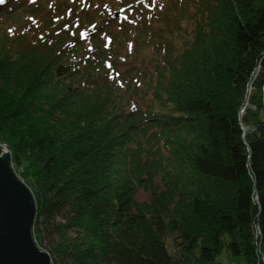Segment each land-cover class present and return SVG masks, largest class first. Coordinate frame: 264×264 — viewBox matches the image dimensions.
<instances>
[{
    "label": "trees",
    "instance_id": "trees-1",
    "mask_svg": "<svg viewBox=\"0 0 264 264\" xmlns=\"http://www.w3.org/2000/svg\"><path fill=\"white\" fill-rule=\"evenodd\" d=\"M60 1L2 25L0 0V139L51 264H264V0H119L138 17L104 49L102 0ZM129 45L151 46L141 87L112 75Z\"/></svg>",
    "mask_w": 264,
    "mask_h": 264
},
{
    "label": "rangeland",
    "instance_id": "rangeland-1",
    "mask_svg": "<svg viewBox=\"0 0 264 264\" xmlns=\"http://www.w3.org/2000/svg\"><path fill=\"white\" fill-rule=\"evenodd\" d=\"M10 1L12 3V6H15L18 8L15 14L16 19L11 20L9 18L7 23L2 22L1 20L0 22H2V25L3 24L7 25L10 21H12L11 22L12 24H14V21H17L18 24L27 25L29 24L27 20L28 18H30L29 17L30 15H33L35 6H37L39 10H43L44 12H46V10L51 9L53 5H55L56 3L55 0H10ZM65 1L67 2L68 6L72 7L75 11L81 10V7H84L85 10L88 12L94 11L92 10L93 8L92 9L88 8V3L90 0H65ZM118 1L119 0H114V2H112L111 4H109L107 0H102L100 1L99 4H95V0L92 1L96 6L97 5L101 6V8L100 7L98 8V10H100V12L104 14V17L98 20L96 31L90 28L89 31L85 32L88 38L87 42L89 43L90 46H94L90 40L91 32H95L94 35H96L99 40L102 39V41H104L101 45V47L104 49V48H107L111 44V41L109 39L114 37L117 33H119L126 26V23H128V21L137 19L138 17L137 7L135 9L125 7L124 10L122 8H119L117 10L116 3ZM58 4L60 3L58 2ZM105 13L107 15H105ZM103 14L101 15L103 16ZM113 14H117V15L114 16L113 18L107 17L108 15L112 16ZM12 24H9V25H12ZM78 35L80 36L81 33ZM7 36H8L7 39L10 41L11 34H7ZM175 45L178 47L181 46V41L180 40L175 41ZM150 47L151 46L146 47V46H134V45L130 46L129 45L127 46V48L121 49V52L119 53L118 65L115 68V70H112L113 71L112 75L116 77L119 76L118 78L119 82H122L123 80L125 82L129 81V83L135 82L137 86L140 84L139 87H141L142 83L140 82L142 81L143 79L142 77L144 76L145 72L151 71V65H150L151 48ZM256 75L257 73L255 72L254 76L256 77ZM132 101L134 105L138 106L142 110L144 109L145 104L147 103V100L145 98H140V94L138 96H133ZM244 131H246V129ZM0 148L9 156L10 167L12 168V171L15 174L16 178L20 182H22L24 185H26L27 188L32 193L33 189H32L31 183L33 180L30 179V173L32 171L31 164L27 163L26 160L21 159L23 154L18 152L17 149L16 150L13 149L15 150V153L13 152V150L11 151V148L8 146V144L1 139H0ZM13 153L16 154L17 156L16 158L14 157V159L12 158ZM17 159H18V162H17ZM135 199L136 201L143 202L147 200V195L143 191L137 190L135 194ZM34 241L36 245L38 246V239L34 237ZM256 251L257 253H259L258 246H256ZM219 261L222 264H237L236 263L237 261L235 263H233L234 261L231 262L228 258H226L224 254L221 255V257L219 258Z\"/></svg>",
    "mask_w": 264,
    "mask_h": 264
},
{
    "label": "water",
    "instance_id": "water-1",
    "mask_svg": "<svg viewBox=\"0 0 264 264\" xmlns=\"http://www.w3.org/2000/svg\"><path fill=\"white\" fill-rule=\"evenodd\" d=\"M35 213L31 191L16 178L9 156L0 148V264H51L34 241Z\"/></svg>",
    "mask_w": 264,
    "mask_h": 264
},
{
    "label": "built area",
    "instance_id": "built-area-1",
    "mask_svg": "<svg viewBox=\"0 0 264 264\" xmlns=\"http://www.w3.org/2000/svg\"><path fill=\"white\" fill-rule=\"evenodd\" d=\"M258 69H259V64H258V66H257V68H256V71H255L256 73H257ZM254 77H255V76L253 75V78L251 79L250 83L248 84V88H247V91H246V97H245V103H244L243 107H242V108L239 110V112H238V118L241 117V115H242L243 112H244V108L247 106V96H248V94H249L250 91H251V83H252Z\"/></svg>",
    "mask_w": 264,
    "mask_h": 264
}]
</instances>
